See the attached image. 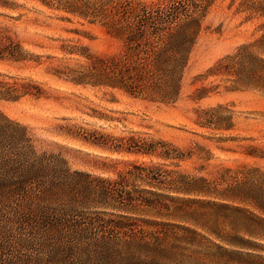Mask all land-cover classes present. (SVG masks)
<instances>
[{
    "label": "trees",
    "instance_id": "trees-1",
    "mask_svg": "<svg viewBox=\"0 0 264 264\" xmlns=\"http://www.w3.org/2000/svg\"><path fill=\"white\" fill-rule=\"evenodd\" d=\"M37 1L100 22L122 42L117 52L105 56L89 54L83 45L63 44L62 51L82 60L52 66L51 73L74 85L163 102L177 98L202 20L215 2ZM244 3L264 17V0ZM19 7L17 0H0V16L14 17L4 11ZM255 47L264 49V35L227 59L242 65L244 86L264 92V59ZM6 56L16 61L39 57L24 49L1 21L0 58ZM230 66L220 62L215 70L229 71ZM26 95L40 98L45 92L35 82L0 81V98ZM60 129L119 153L183 155L162 140L105 134L75 124ZM199 181L206 179L145 161L130 162L115 176L72 169L60 153L36 151L27 127L0 111V264H264V175L236 180L213 201L192 198L204 191ZM246 184L243 199L257 212L224 201L242 200L235 191ZM193 204L205 208L197 210Z\"/></svg>",
    "mask_w": 264,
    "mask_h": 264
},
{
    "label": "rangeland",
    "instance_id": "rangeland-1",
    "mask_svg": "<svg viewBox=\"0 0 264 264\" xmlns=\"http://www.w3.org/2000/svg\"><path fill=\"white\" fill-rule=\"evenodd\" d=\"M20 7L0 16L22 41L24 49L39 55L27 61L0 58V81L35 82L45 95L19 100L0 98V111L24 124L36 151L60 153L72 169L115 176L130 162L145 161L185 173L199 181L201 193L192 198L215 200L236 180L264 175V92L242 84V65L227 59L246 43L264 35V17L248 9L244 0H215L202 20V29L184 70L175 100L163 102L132 96L120 90L74 85L51 73L61 63H76L77 54L62 51L63 44L83 45L94 56L117 52L122 42L100 22H89L37 0H17ZM264 49L254 52L264 59ZM231 64L217 73L219 63ZM207 90L198 97L200 90ZM103 115L109 119H102ZM84 126L116 136L162 140L182 152L180 158L116 152L61 126ZM224 200L257 212L244 200ZM257 189V188H255ZM205 208L193 204V208ZM231 228L226 227V231ZM10 252V251H8ZM9 254V253H8Z\"/></svg>",
    "mask_w": 264,
    "mask_h": 264
}]
</instances>
